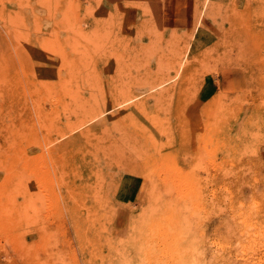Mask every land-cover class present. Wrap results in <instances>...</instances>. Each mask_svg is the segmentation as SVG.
<instances>
[{
  "label": "rangeland",
  "instance_id": "374dc122",
  "mask_svg": "<svg viewBox=\"0 0 264 264\" xmlns=\"http://www.w3.org/2000/svg\"><path fill=\"white\" fill-rule=\"evenodd\" d=\"M162 2L0 0V264H264V0Z\"/></svg>",
  "mask_w": 264,
  "mask_h": 264
},
{
  "label": "crops",
  "instance_id": "0c3cea01",
  "mask_svg": "<svg viewBox=\"0 0 264 264\" xmlns=\"http://www.w3.org/2000/svg\"><path fill=\"white\" fill-rule=\"evenodd\" d=\"M190 0H163V15L166 19L176 21L186 16Z\"/></svg>",
  "mask_w": 264,
  "mask_h": 264
},
{
  "label": "bare ground",
  "instance_id": "6f19581e",
  "mask_svg": "<svg viewBox=\"0 0 264 264\" xmlns=\"http://www.w3.org/2000/svg\"><path fill=\"white\" fill-rule=\"evenodd\" d=\"M30 171H31V170H30ZM30 171H29V172H30ZM31 172H32V171H31Z\"/></svg>",
  "mask_w": 264,
  "mask_h": 264
}]
</instances>
